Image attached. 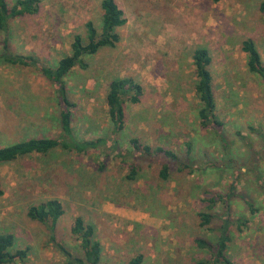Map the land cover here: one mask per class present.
Returning a JSON list of instances; mask_svg holds the SVG:
<instances>
[{
	"label": "rangeland",
	"instance_id": "1",
	"mask_svg": "<svg viewBox=\"0 0 264 264\" xmlns=\"http://www.w3.org/2000/svg\"><path fill=\"white\" fill-rule=\"evenodd\" d=\"M116 1L127 19L117 28L120 41L86 55L88 66L74 67L65 78L75 103L74 134L104 141L86 153L56 148L0 166V233L15 236L14 249H28L15 264H68L60 245L81 256L80 239L71 231L77 216L96 225L102 264H125L140 253L143 264L213 258L196 239L217 244L225 218L235 264H264V81L249 70L241 49L252 38L264 61V0ZM101 2L45 0V14L57 27L44 29L42 18L22 17L0 31V54L7 37L12 52L56 67L70 53L74 34L88 41V20L101 32ZM199 47L213 57L220 129L201 126L192 57ZM125 76L144 92L138 103L123 97L125 128L116 132L107 94L112 80ZM62 108L54 83L36 65L0 63V147L31 136H63ZM158 146L179 159L156 152ZM164 165L167 180L160 175ZM215 193L230 194L229 208L222 202L209 206ZM49 199L64 208L56 241L27 214L31 205ZM201 212L213 213L208 226H201Z\"/></svg>",
	"mask_w": 264,
	"mask_h": 264
},
{
	"label": "trees",
	"instance_id": "2",
	"mask_svg": "<svg viewBox=\"0 0 264 264\" xmlns=\"http://www.w3.org/2000/svg\"><path fill=\"white\" fill-rule=\"evenodd\" d=\"M216 2L220 0H214ZM41 0H17L12 6L7 0H0V30H6L11 19L23 16L25 14H35L39 11ZM103 17L102 28L99 32L93 21L86 22L87 38L85 42L81 34H74L71 42V51L69 54L61 57L56 67L48 65H39L32 55L18 54L11 50L9 40L4 39V50L0 54V63L13 65L29 66L36 65L39 71L54 83L57 95L61 99L62 110L60 112V123L63 136L61 137H31L25 140L17 141L12 144L0 147V166L12 162L21 157L33 153L47 155L56 148H62L66 151L86 153L90 149L98 148L104 141L99 137L91 140H79L73 131V111L75 103L68 97V87L66 76L76 66L86 68L88 65L84 59L86 55L95 54L101 47L109 45L116 46L120 41V35L117 28L123 26L127 19L124 10L116 0H102ZM264 12V3L261 5ZM241 49L247 53V66L249 70L258 74L264 81V61L259 49L252 38H246L242 41ZM193 65L197 81L195 92L201 100L199 117L201 126L204 128L220 129L224 123L217 116V98L215 93L214 77L211 70L213 57L210 50L206 47L196 48L193 52ZM144 89L140 82L132 76L118 77L110 83L107 94L109 106V115L114 124V130L119 132L125 128V109L123 97L127 95L133 103L141 100ZM132 144L136 149L140 148L139 139L132 138ZM146 151H150V145H144ZM156 152L164 153L167 157L177 159V154L170 149L162 146L155 148ZM179 159V158H178ZM177 159V160H178ZM187 167L190 165L185 164ZM168 165H164L160 175L164 180L169 179ZM190 171H193L191 167ZM137 167L133 166L127 178L135 179ZM4 194L0 176V196ZM230 194L215 193L208 198L209 206L217 202H222L229 208ZM251 205V204H250ZM252 206V205H251ZM253 211H255L252 208ZM28 216L45 224L50 231V238L56 241L55 231L60 217L64 214V208L60 200L49 199L38 205H31L27 211ZM201 226H208L213 213L201 212ZM229 219L225 218L221 226V237L217 244H212L202 238L196 239L199 246L210 247L214 257L202 259L194 264H235L234 260L228 255V244L231 240L229 231ZM72 234L80 239V249L82 255H75L63 245H60L68 264H102V244L96 236V225L86 222L82 216H77L72 226ZM15 236L12 233H0V264H15L18 260H25L28 256V249H14ZM144 255L137 254L125 264H143Z\"/></svg>",
	"mask_w": 264,
	"mask_h": 264
},
{
	"label": "crops",
	"instance_id": "3",
	"mask_svg": "<svg viewBox=\"0 0 264 264\" xmlns=\"http://www.w3.org/2000/svg\"><path fill=\"white\" fill-rule=\"evenodd\" d=\"M7 1L9 3V5L12 6V5H14L16 3L17 0H7ZM44 3H45V0H41V2L39 4V11L37 13H35V14H25L23 16H19V17H16V18L11 19L10 22H9V25H8L7 29L9 30L11 28V26L14 24L13 22L14 21H16V22L19 21L22 17H24V18L25 17H30L32 19H34L36 17V18H38L39 21L43 19V20H45V23H44V21L42 23V26H43L44 29H46V28L55 29L57 27L56 21H55L54 18H50V15L49 14L48 15L45 14V12L47 10V6H44ZM101 6H102V2H101ZM102 10H103V8H102ZM45 15H46V17H45ZM35 27H38L39 28L40 25L35 24ZM6 30H0V31H3L4 33L5 32H8V30L7 31ZM9 45H10V43H9ZM3 47H4V42H3ZM31 137H36V136H31ZM31 137H29V138H31ZM26 139H28V138H26ZM22 140H25V139H22Z\"/></svg>",
	"mask_w": 264,
	"mask_h": 264
}]
</instances>
